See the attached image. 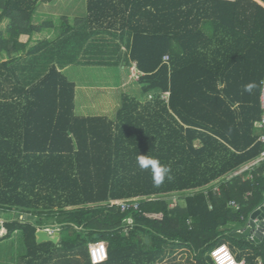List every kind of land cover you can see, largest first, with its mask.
Masks as SVG:
<instances>
[{"label":"trees","instance_id":"1","mask_svg":"<svg viewBox=\"0 0 264 264\" xmlns=\"http://www.w3.org/2000/svg\"><path fill=\"white\" fill-rule=\"evenodd\" d=\"M55 1L0 0V23L8 21L0 29V54L8 57L0 76L5 66L10 77V64L34 33L54 27L33 16ZM58 29L54 41L27 54L54 42L50 55L66 56L92 37L86 49L98 46L94 61L134 62L150 98L123 95L111 118L78 116L75 84L55 65L34 82L0 88V210L35 216L34 223L5 220L0 239L19 232L24 264H82L71 258L75 253L92 264L91 242L107 245L98 264H156L168 248L191 252L182 264H215L210 251L220 244L238 262L264 264V162H256L263 144L255 126L262 114L264 6L85 0L84 15L72 23L61 16ZM141 154L167 166L171 179L156 186L153 173L137 166ZM176 193H186L184 205L170 208L166 196ZM131 200L138 207L121 210L120 202ZM257 217L263 233L251 238L245 230ZM44 223L59 228L56 244L36 242Z\"/></svg>","mask_w":264,"mask_h":264},{"label":"crops","instance_id":"2","mask_svg":"<svg viewBox=\"0 0 264 264\" xmlns=\"http://www.w3.org/2000/svg\"><path fill=\"white\" fill-rule=\"evenodd\" d=\"M48 5L50 4H43L38 8L37 13L33 16L34 23L48 19L50 16ZM0 29L3 30L2 28ZM46 29L51 30L54 37H49V39L46 38L45 40L54 41L59 31L57 25ZM42 33H45L44 29L34 34L41 35ZM33 35V39L30 40L26 49L19 52L12 64H10V77L7 75V68L2 66L3 75L0 76V80L3 82L0 88L3 89V92L13 90L12 86L14 83L18 82L21 85H25L36 81L51 65H55L58 70L62 71L75 84V114L78 116L105 115L111 118L118 108L123 95L134 96L135 87L139 85L131 81L129 74L134 62H125L124 59L119 60L118 63H98L94 61V59H98L94 56L98 57V46L86 49V45L92 37L85 39L82 44L76 45L78 51L77 59L71 55L72 53L69 54L67 50L65 52L68 53L66 56L59 57L58 54H54L52 57L49 50L54 46V42L38 53L27 54L28 48L44 41L36 42L37 39ZM7 59L8 57L5 53L0 54V64ZM97 72L102 73L104 78L98 77L97 75L99 74ZM7 76L9 77L8 82ZM162 97L166 98L167 94H163ZM148 98H150V95L147 98H143V100Z\"/></svg>","mask_w":264,"mask_h":264},{"label":"rangeland","instance_id":"3","mask_svg":"<svg viewBox=\"0 0 264 264\" xmlns=\"http://www.w3.org/2000/svg\"><path fill=\"white\" fill-rule=\"evenodd\" d=\"M48 11H49L50 16L48 17L47 20L53 21L55 23V25H57V27H58V24H60V17L61 16H67L69 22L72 23L74 18L81 17L84 15L85 0H57V1L53 2L52 4L48 5ZM7 23H8L7 21H3L0 24V28H2L4 30ZM44 31H45V33H42L41 35H35V34L33 35L34 38L37 39L36 42L41 41V40H45L46 38L49 39V37L50 38L54 37L51 30L44 29ZM31 39H33V37H31ZM72 45L73 44H71V46ZM69 46H70V43L62 44V47H63L62 49H65ZM71 50L75 56L74 58L77 59L78 51H77L76 45H73V47H71ZM121 50H122V48H121ZM97 73L99 74V75H97L98 77L104 78V75L102 73H99V72H97ZM135 73H136V71H135V67L133 65L130 68L129 74L131 77V81L137 83L136 75H138V74L137 73L135 74ZM126 74H127V72H126ZM135 88H136V91L134 92V96L130 94L131 96L136 97V98L141 99V100H143V98H147V96L145 94H142L139 85ZM185 194L186 193H176V194L166 196L168 206L170 208H172L176 205L183 206L184 205L183 196ZM19 216L21 217L20 219L23 222H24V220L30 221L33 223L35 222V218H34L35 216L31 215L29 213L13 212L9 215H5L0 210V237L4 236L7 233V229L5 228L3 222L5 220L11 219V218L12 219H16V218L18 219ZM128 222H131V221L128 220ZM46 226L55 227L54 225L44 223L43 225H40L39 228L46 227ZM23 253H24V249H23V245H22V242L20 239V234L18 231L13 232L11 234V236L6 238V239H3V240L0 239V264H24V260L22 258H20V255ZM71 256H72L71 258L78 259L82 264L85 261L84 258L78 253L72 254ZM55 259L63 260L59 256L55 257L54 260ZM190 259H192V256H191V252L189 250L184 249V248H174V249L168 248L166 250L164 256H162L161 258L156 260V264H173L175 262L182 264V263H185L187 260H190Z\"/></svg>","mask_w":264,"mask_h":264},{"label":"built area","instance_id":"4","mask_svg":"<svg viewBox=\"0 0 264 264\" xmlns=\"http://www.w3.org/2000/svg\"><path fill=\"white\" fill-rule=\"evenodd\" d=\"M164 60H167V57H165ZM136 77L138 78V75H136ZM259 98H260V107H261L262 114H261L260 120H258L255 123V126L259 130H261L260 135L258 137V141L263 144V150L261 151L260 157L256 162H264V79L261 84V91H260ZM256 162L251 164V166L245 167L244 169H251L256 164ZM229 204L236 209L239 207L238 204L235 203L234 201H231ZM137 207H138V203L133 200L120 202V208L123 211L126 209H130V208L136 209ZM20 218L21 217L19 216L18 219L22 221ZM261 221H262V217L254 218L252 220L253 225L247 227L248 230H250L251 238H254L258 236L259 234L261 235L263 233V231L261 230ZM43 229L47 230L49 233H53L55 230H57V228H54V227H45ZM87 250H88V255H89V258L92 264H98L107 259L108 252H107V245L105 242L88 243ZM210 256L215 264H247L245 261H240V262L236 261L234 256L230 252L229 248L225 244H220V245L215 246L210 251ZM255 264H262V262L259 260Z\"/></svg>","mask_w":264,"mask_h":264},{"label":"clouds","instance_id":"5","mask_svg":"<svg viewBox=\"0 0 264 264\" xmlns=\"http://www.w3.org/2000/svg\"><path fill=\"white\" fill-rule=\"evenodd\" d=\"M244 90L247 92H251L252 85H246ZM136 162H137V166L140 167L141 169H147L153 173V183L156 186H159L161 183H163L166 178L169 180L171 179L170 169L167 166H162L159 160L155 158L141 154L137 156Z\"/></svg>","mask_w":264,"mask_h":264},{"label":"water","instance_id":"6","mask_svg":"<svg viewBox=\"0 0 264 264\" xmlns=\"http://www.w3.org/2000/svg\"><path fill=\"white\" fill-rule=\"evenodd\" d=\"M257 1L259 4H261L262 6H264V3L261 2L260 0H255ZM251 226L253 225V223L250 224ZM248 229L245 230V233L247 234ZM124 234V233H123ZM122 234V235H123ZM243 233L239 232L238 235L241 236ZM60 238V233L59 230H55L53 233H49L47 230L43 229V228H38L35 231V240L38 244L42 243V242H51L56 244L59 241ZM144 241L145 243L148 242V236L144 237Z\"/></svg>","mask_w":264,"mask_h":264},{"label":"flooded vegetation","instance_id":"7","mask_svg":"<svg viewBox=\"0 0 264 264\" xmlns=\"http://www.w3.org/2000/svg\"><path fill=\"white\" fill-rule=\"evenodd\" d=\"M3 239H6V238H2L1 240H3ZM19 257V256H18Z\"/></svg>","mask_w":264,"mask_h":264}]
</instances>
